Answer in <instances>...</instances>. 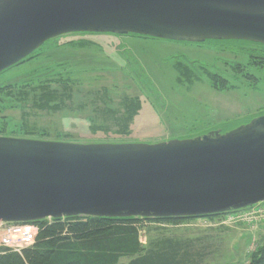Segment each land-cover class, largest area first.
I'll return each instance as SVG.
<instances>
[{"label": "water", "instance_id": "95a60500", "mask_svg": "<svg viewBox=\"0 0 264 264\" xmlns=\"http://www.w3.org/2000/svg\"><path fill=\"white\" fill-rule=\"evenodd\" d=\"M69 33L264 43V0H0V73ZM264 202V114L156 143L0 136V221L203 218Z\"/></svg>", "mask_w": 264, "mask_h": 264}, {"label": "rangeland", "instance_id": "374dc122", "mask_svg": "<svg viewBox=\"0 0 264 264\" xmlns=\"http://www.w3.org/2000/svg\"><path fill=\"white\" fill-rule=\"evenodd\" d=\"M225 43L231 45L223 40L193 43L107 33L50 39L0 73V136L156 143L217 129L227 132L241 125L235 118L262 108L264 85L249 94L231 85L244 58L239 49L224 48ZM67 79L70 96L52 103L62 109H39L44 94L39 88L51 80L61 92ZM225 79L228 86L220 88L219 81ZM136 101L140 107L128 120L126 105ZM28 127L34 135L25 133ZM231 215L142 222L141 242L148 249L164 236L180 237L187 244L182 251L195 264H247L264 244V221L247 223L236 221L235 214L231 220Z\"/></svg>", "mask_w": 264, "mask_h": 264}, {"label": "trees", "instance_id": "16d2710c", "mask_svg": "<svg viewBox=\"0 0 264 264\" xmlns=\"http://www.w3.org/2000/svg\"><path fill=\"white\" fill-rule=\"evenodd\" d=\"M128 35L153 38L137 34ZM182 80L180 79L181 82L187 83ZM69 81V79L63 81L65 88L61 92L52 87L51 80L46 81L47 83L39 88L41 91L44 90V94L40 97L41 102L37 107L53 111L61 110L63 105L52 103L63 99L64 94L66 97L70 96L72 89L69 87ZM213 81L216 84L215 76ZM219 83L220 88L226 87L225 80ZM139 107L138 101L126 105L128 120ZM25 133L34 135L35 131L28 127ZM220 215L203 218L212 219ZM192 219L196 218L72 216L50 221H34L31 223L39 227L35 243L23 248L21 252L1 246L0 264H188L189 262L195 264L196 261L190 258L189 253L186 255L185 251H182L187 244L180 237L164 236L151 244L148 249L144 248L140 238L141 231L144 233L145 227L142 222L180 223ZM121 258L131 259L123 263ZM247 264H264V244L251 254Z\"/></svg>", "mask_w": 264, "mask_h": 264}, {"label": "flooded vegetation", "instance_id": "af4514ba", "mask_svg": "<svg viewBox=\"0 0 264 264\" xmlns=\"http://www.w3.org/2000/svg\"><path fill=\"white\" fill-rule=\"evenodd\" d=\"M215 41H222V40H215ZM223 41H231V45H229V43H225L224 48L235 47V49H239L243 53V58H244L243 61L240 62V64L242 65L241 71H238L240 72V74L239 76L235 77L236 79L235 81L232 82L231 85L232 86L234 85L235 89H238V88L244 89L246 93H248L249 91L251 92V90L254 92V90L257 91L259 89H262V87H260L259 85L260 84L264 85V43H259V42L249 41V40H223ZM227 81L228 80L225 79L226 86H228ZM262 114H264V105H262V108L258 110L257 112H254V113L247 112V114H244V116L243 115H241L242 117L238 116L234 120L240 122V124L242 125V124L248 123L253 118L260 116ZM222 215H225V214H222ZM62 218H65V217H62ZM52 219H56V218L47 217L43 220L50 221ZM141 219H146V218H141Z\"/></svg>", "mask_w": 264, "mask_h": 264}, {"label": "built area", "instance_id": "2783aa9c", "mask_svg": "<svg viewBox=\"0 0 264 264\" xmlns=\"http://www.w3.org/2000/svg\"><path fill=\"white\" fill-rule=\"evenodd\" d=\"M227 214H232L230 219L233 214H235L236 221L244 220L247 223L254 224L263 222L264 202ZM34 232H36V234H34ZM38 232V225L33 223L0 222V247H8L17 252H21L23 248L29 247L35 243Z\"/></svg>", "mask_w": 264, "mask_h": 264}, {"label": "crops", "instance_id": "0c3cea01", "mask_svg": "<svg viewBox=\"0 0 264 264\" xmlns=\"http://www.w3.org/2000/svg\"><path fill=\"white\" fill-rule=\"evenodd\" d=\"M121 262L125 263V262L123 261V258H121Z\"/></svg>", "mask_w": 264, "mask_h": 264}, {"label": "bare ground", "instance_id": "6f19581e", "mask_svg": "<svg viewBox=\"0 0 264 264\" xmlns=\"http://www.w3.org/2000/svg\"><path fill=\"white\" fill-rule=\"evenodd\" d=\"M1 222V221H0ZM34 234H36V232H34Z\"/></svg>", "mask_w": 264, "mask_h": 264}]
</instances>
